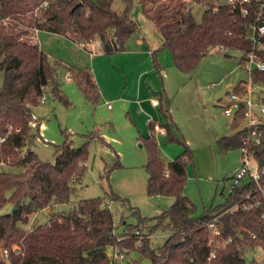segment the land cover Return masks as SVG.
Returning <instances> with one entry per match:
<instances>
[{
    "label": "trees",
    "instance_id": "16d2710c",
    "mask_svg": "<svg viewBox=\"0 0 264 264\" xmlns=\"http://www.w3.org/2000/svg\"><path fill=\"white\" fill-rule=\"evenodd\" d=\"M112 1L0 0V264H114L109 248L137 251L150 264H264V204L255 205L256 200H264V122L254 127L261 134L260 144L251 146L262 170L259 184L246 180L233 187L223 203L201 215L196 214V204L185 194L190 160L187 151L165 162L155 136L150 134L140 137L148 155L143 166L146 191L150 197L172 198L168 209L148 219L134 211L139 222L126 224L119 235L105 197L96 196L81 199L68 211L50 213L45 223L26 227L37 212L71 202L88 167L93 139L113 149L104 137L103 127L78 134L84 139L80 145H75L73 134L65 132L55 162L42 160L32 148L41 136V124L35 120L31 106L48 93L64 105H71L60 87L59 64L42 49L35 38L36 31L65 35L74 42L98 40L105 54H113L125 47L139 26L131 17L134 0H122L121 13L110 9ZM187 1H140L143 14L163 37L174 66L192 75L213 48L223 52L238 50L243 62L253 50L249 24L258 17L261 0L208 2L200 21ZM256 55L264 60V48L256 50ZM68 70L86 102L96 106L101 92L90 67ZM252 78L264 85V71L254 70ZM243 83L234 90L242 92ZM162 98L163 94L160 102ZM243 118L244 107L234 117V123ZM249 132L244 126L219 137L220 151L241 148ZM166 138L184 142L168 124ZM122 166L118 159L105 175ZM108 196L122 198L114 191ZM8 204L10 209L3 211ZM246 204L254 205L245 209ZM211 223L216 224L219 235L213 234ZM159 229L170 234L164 243L154 246L151 237ZM216 242L221 245L216 257L210 258ZM242 244L260 247L263 258L248 263L240 250Z\"/></svg>",
    "mask_w": 264,
    "mask_h": 264
},
{
    "label": "rangeland",
    "instance_id": "374dc122",
    "mask_svg": "<svg viewBox=\"0 0 264 264\" xmlns=\"http://www.w3.org/2000/svg\"><path fill=\"white\" fill-rule=\"evenodd\" d=\"M140 1L134 0L131 17L139 28L142 27L146 36L151 39L161 38L154 23L144 16ZM229 1L189 0L187 4L191 7L196 20L200 21L208 2L223 4ZM123 8L122 0H113L110 5V9L116 13H121ZM38 40L50 59L59 64L60 87L71 105H64L48 93L41 102L31 106L35 120L41 124V136L34 141L32 148L42 160L55 162L57 147L65 141V132L73 134L71 138L75 141V145H80L84 139L78 134L103 127L104 137L111 143L113 149L107 148L100 139H93L89 147L88 167L82 181L76 185L77 191L71 196V202L37 212L30 217L26 227L36 222L45 223L50 213L68 211L73 206H77L81 199L96 196L105 197V201L111 203L110 209L116 225L115 232L119 235L124 233L126 224L139 222L134 211H138L142 218L148 219L168 209L170 197H150L146 191L147 173L143 165L147 162L148 155L138 137L150 131L148 124L150 118L160 125L168 123L177 138L184 141H169L164 136L158 137L159 151L166 160H173L185 151L187 157H190L185 194L196 204V214L201 215L206 209L225 201L233 184V175L242 165L243 154L239 147L227 152L220 151L217 140L247 124L246 119H242L238 124L234 123V116L226 115L222 107L226 102L228 90L231 91L242 80L249 82V71L241 64L242 52L238 50L223 52L213 48L203 57L197 70L190 75L175 69L170 52L163 49L159 56L161 67L145 76L152 86V92L148 89L151 99L160 101L162 94L163 98L158 107L144 109V113L139 114L134 110V105L128 112V109L126 110L118 100L114 99L122 94L125 97L132 96L133 79L128 89L124 91V77H121L123 75L114 73L112 83L116 85L110 84L109 87V82L105 83V89L110 94L107 103L111 108L109 109L107 104L103 105V99L94 109L92 105L84 103L77 82L67 78L70 73L68 68L77 66L90 67L95 75L93 54L79 47L78 42H72L61 34L44 31L39 34ZM156 45L160 46L157 43ZM92 46L96 50L97 57L105 54L100 51L102 49L98 40H95ZM99 61L100 59L96 58L94 62L102 79L103 66ZM1 82L2 76H0ZM100 90L103 94L101 86ZM259 91L260 88H256L254 93L257 95ZM254 111L257 114L256 119L264 122V114L260 112V108L256 106ZM118 159L123 166L114 168L110 175L106 176V171L113 168ZM251 162L255 165L254 159L251 158ZM245 181L246 179L242 183ZM111 191L122 198L109 197L108 193ZM9 209L8 204L3 211ZM169 234L167 230H157L151 237L152 245L158 246L164 243ZM120 250L108 249L112 256L115 251L123 254L115 259L114 264H150V260L141 258L137 251ZM240 250L248 263L253 259L263 258L260 247L252 248L242 244Z\"/></svg>",
    "mask_w": 264,
    "mask_h": 264
},
{
    "label": "crops",
    "instance_id": "0c3cea01",
    "mask_svg": "<svg viewBox=\"0 0 264 264\" xmlns=\"http://www.w3.org/2000/svg\"><path fill=\"white\" fill-rule=\"evenodd\" d=\"M41 32H44V31H42V30L36 31L35 38L38 41V43H39L38 36ZM65 37H67V36H65ZM160 37L161 38L156 37L157 39L156 38L151 39L145 35V33L142 31V27H140L139 31L134 33L127 40V42L125 43V47L122 50L115 52L113 54H109V55L103 54L102 56H99V57H97L95 55L96 50H94V48L92 46L94 41L91 43H86L84 46H79V47L83 48L84 50L90 52L94 56L93 68H94V72H95L97 80L95 78L94 73H93V76H94V79H95L97 85L98 86L100 85L102 90H103V94L100 90V92H101L100 100L104 99L103 105L107 104V107L109 109L111 108V106H109L110 104L107 103L108 98H110V94L105 89V86H106L105 83H106V81H108L109 87H111L110 84H113V86H115L116 84L112 83V81H113L114 73L118 72V74L120 76L123 75L121 77H124V81H123L124 91H126L128 89V87L130 86L129 84L131 83V81L133 79V87L132 88H134V89L132 91V96L125 97L122 94L121 96H117L114 98L115 100H118L121 103V105L124 106V108H126V110L128 109V112H129V110L130 111L132 110L133 105L135 107L134 110L139 114L141 112L144 113V109L150 110V109H153L155 107H158V106H154L153 104L150 103L151 97H150V91L149 90H151V92H152V89H151L152 86L150 85V82H148L147 79H145V76H148V74L152 73L154 70L159 69L161 67V64L159 62V56H161L160 54L162 53L161 51L163 49L168 50L167 48L164 47V40H163V37L161 36V34H160ZM68 39H70V38H68ZM72 42H74V41H72ZM156 43L160 46L157 47ZM99 46H100V43H99ZM100 51L103 52L102 50H100ZM96 58L100 59L99 63H101L103 66V73L101 74L102 79H100V77H99L100 75L96 69L97 65L94 62L96 60ZM241 64H242V62H241ZM172 65L174 66L173 61H172ZM175 69H177V68L175 67ZM67 78L70 80H73L70 78V73L68 74ZM103 80H104V89H103ZM97 81H99L100 84ZM241 82H246V81L242 80L239 83H241ZM100 86H99V89H100ZM153 92L155 93V91H153ZM229 92H230V90L227 91V94ZM164 94H166L165 90H164ZM220 100H222V98ZM84 103L85 104L87 103L85 98H84ZM228 103H229V99L227 96L226 102L223 104L222 107H224ZM88 105H91V104H88ZM97 105L96 106L92 105V107L94 109H96ZM161 110H162V108H161ZM166 124H168V123H166ZM166 124L161 125L165 129L164 133L163 132H160V133L154 132L152 125L149 124L150 131L146 134H140L138 137L139 141H140L141 136H148L150 134H153L155 136L157 142H159V140H158L159 136L166 137L165 136L166 135ZM160 156L165 162L170 161V160H166L165 158H163V155L161 152H160ZM159 197H162V196H159ZM168 202H169L168 204L171 205L173 202V199L171 198V200H169ZM57 206H55V207H57Z\"/></svg>",
    "mask_w": 264,
    "mask_h": 264
},
{
    "label": "built area",
    "instance_id": "2783aa9c",
    "mask_svg": "<svg viewBox=\"0 0 264 264\" xmlns=\"http://www.w3.org/2000/svg\"><path fill=\"white\" fill-rule=\"evenodd\" d=\"M235 1H245L249 2V0H230L229 2ZM264 11V0L260 2V11L258 17L255 21L249 24V37L253 43V50L246 54L242 64L245 68L248 69L250 78L249 82L243 83L244 90L242 92H238L236 90H231L228 93L229 103L225 105L224 112L228 116H236V114L244 107V118L247 120V124L245 125L247 128L250 129V132L246 139L243 141L242 154H243V162L242 165L238 168V170L233 175V184L230 187V191L233 187L239 186L242 184L244 179L254 181L255 183L259 184V181L262 176L261 167L256 160L253 152L251 151V146L253 144L257 145L261 142V134L258 132L254 127L260 123L256 119L257 114L254 111V107H259L260 112L264 114V85L255 82L252 78V72L254 70L264 71V60L257 57L256 50L260 48H264V18H262V12ZM246 12V11H245ZM86 43L78 42L79 46H84ZM256 88H260L259 94H255L254 90ZM152 104L154 106H159L160 101L157 99H151ZM111 106V105H109ZM149 124L152 125L154 132H165V129L158 123L154 121L153 118L149 119ZM251 158L255 160V165L252 164ZM244 183V182H243ZM249 198V196H248ZM264 199V197H263ZM264 204V200H256L255 205ZM254 204H246L244 205L245 209H249L253 207ZM107 206L110 207L111 203L107 202ZM262 217L264 218V211L262 213ZM211 227L213 228V234L215 236L220 234L219 229L217 228L215 223H211ZM230 240V239H229ZM213 244V241L210 242ZM221 243L216 242L213 246L214 248L210 252V258L216 257V249L220 247ZM4 254L8 255V250L4 249ZM122 256V253H117L113 255L114 259L117 257Z\"/></svg>",
    "mask_w": 264,
    "mask_h": 264
},
{
    "label": "water",
    "instance_id": "95a60500",
    "mask_svg": "<svg viewBox=\"0 0 264 264\" xmlns=\"http://www.w3.org/2000/svg\"><path fill=\"white\" fill-rule=\"evenodd\" d=\"M15 210V209H14Z\"/></svg>",
    "mask_w": 264,
    "mask_h": 264
}]
</instances>
